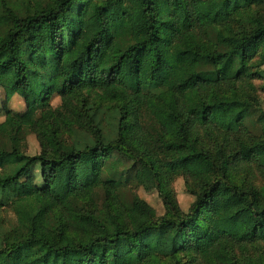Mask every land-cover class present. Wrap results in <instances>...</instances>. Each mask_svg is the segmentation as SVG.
I'll list each match as a JSON object with an SVG mask.
<instances>
[{"label":"trees","instance_id":"1","mask_svg":"<svg viewBox=\"0 0 264 264\" xmlns=\"http://www.w3.org/2000/svg\"><path fill=\"white\" fill-rule=\"evenodd\" d=\"M263 9L0 0V211L15 216L10 228L0 222V264H26V250L54 258L39 264H264V204L234 182L244 173L264 187V51L250 53L264 39ZM15 96L24 112L8 107ZM169 128L187 151L179 173L159 148ZM188 160L207 168L194 173ZM179 178L194 198L186 212ZM139 188L158 193L162 215ZM222 191L247 204L214 221ZM24 231L30 238L11 242Z\"/></svg>","mask_w":264,"mask_h":264},{"label":"rangeland","instance_id":"2","mask_svg":"<svg viewBox=\"0 0 264 264\" xmlns=\"http://www.w3.org/2000/svg\"><path fill=\"white\" fill-rule=\"evenodd\" d=\"M262 14H264V9L260 10ZM262 52L264 51V39L260 40L255 46H253L250 50V53L255 52ZM260 82H256V85H259ZM262 105L264 108V94H259ZM5 96L4 92L0 89V108H2ZM61 105V99L56 96L52 101V106L54 108ZM8 107L16 112H24L25 111V103L23 99L19 96H16L15 99L10 101L8 104ZM4 121V117H0V123ZM160 151L163 155V161L166 164V167L169 169V171L174 173H179L183 170L184 162L183 158L187 154V151L180 147L179 141L175 135V133L169 128V137L165 140L160 141L159 144ZM39 152V145L37 142V139L35 135L30 134L28 136V149L27 154L28 155H36ZM221 162L217 158L216 159V166H220ZM185 166L190 169V171L194 173H199L204 171L207 166L202 160H188L185 162ZM68 169H65L62 173V175L57 179L54 188L59 194H63L66 190V184L68 180ZM80 171L82 173L88 172V163L85 161L81 165ZM40 174V171H37V175ZM38 182L41 180L38 178ZM234 182L238 184L241 189L244 192H251L254 195L255 203L258 207H261L264 204V187L260 184H255L256 189H253V184L250 181L249 178L246 177L244 173L240 175V177L235 178ZM136 193L144 199L147 203H149L159 215H162L164 213L163 204L158 196L157 192H146L144 189L139 188L135 189ZM174 190L177 196V200L179 202V205L181 209L186 212L188 211L191 203L193 202L194 198L188 194L185 181L183 178H179L174 183ZM218 200V208L215 210V212L212 214V219L214 221L218 220L219 218H223L226 216H229L236 212L237 210L245 207L247 202L245 200L241 201L236 197H233L230 193H227L225 191L219 192L217 195ZM0 222L2 225H6L10 228V225L15 223V216L12 213L11 209H5L4 211H0ZM5 227V226H4ZM31 234L27 231L15 233L11 237V242L18 243L22 239H28L30 238ZM264 248V247H263ZM20 256H22V260L25 261L26 264H39L40 261L43 259L44 261L52 262L54 258H50L49 256H43V258L40 255V252L35 251H22ZM39 261V263H38ZM187 264V263H185Z\"/></svg>","mask_w":264,"mask_h":264},{"label":"crops","instance_id":"3","mask_svg":"<svg viewBox=\"0 0 264 264\" xmlns=\"http://www.w3.org/2000/svg\"><path fill=\"white\" fill-rule=\"evenodd\" d=\"M15 98H16V96L13 99H15Z\"/></svg>","mask_w":264,"mask_h":264}]
</instances>
